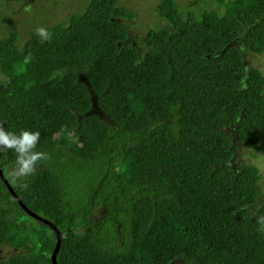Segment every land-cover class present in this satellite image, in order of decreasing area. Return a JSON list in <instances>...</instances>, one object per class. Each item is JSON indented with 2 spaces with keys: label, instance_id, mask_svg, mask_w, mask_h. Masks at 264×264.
<instances>
[{
  "label": "trees",
  "instance_id": "obj_1",
  "mask_svg": "<svg viewBox=\"0 0 264 264\" xmlns=\"http://www.w3.org/2000/svg\"><path fill=\"white\" fill-rule=\"evenodd\" d=\"M190 2L158 0L138 45L116 0H88L47 40L0 39V127L38 131L47 153L17 179L0 148V170L60 232L56 264H264V65L248 59L264 53V0ZM23 215L0 179V247L30 244L0 264H52L54 231Z\"/></svg>",
  "mask_w": 264,
  "mask_h": 264
},
{
  "label": "rangeland",
  "instance_id": "obj_2",
  "mask_svg": "<svg viewBox=\"0 0 264 264\" xmlns=\"http://www.w3.org/2000/svg\"><path fill=\"white\" fill-rule=\"evenodd\" d=\"M88 0H0V39L6 38L10 33L16 35L17 44H21L28 37L29 34L35 32L37 27L50 26L59 22H65L68 16L72 13L81 11L87 4ZM176 3L180 4L182 9L193 8L194 3L191 0H175ZM118 5L125 6L135 13V18L131 21V28H128V38L126 42L131 41L134 45H138L145 30L149 27L156 25L161 26V20L156 15V4L158 0H116ZM193 2V1H192ZM130 22V23H131ZM138 50L142 52V47L139 45ZM252 54H249V59L252 58ZM259 60V59H258ZM252 62V61H251ZM254 65H264L263 59L259 61H253ZM262 65V67H263ZM80 80L86 83L85 73L79 74ZM87 84V83H86ZM90 100L92 107L87 115H95L99 118H103V115L96 105L98 96L89 88ZM175 116L172 114L169 124L174 126ZM247 148H242L244 151ZM250 153V152H248ZM248 153H241L239 158H247L248 161L255 163V158H248ZM258 165H263L261 170L264 172V161H257ZM9 175L14 177V169H10ZM17 179H23L24 177H14ZM264 185V180H262ZM99 215L98 209L94 210L92 217ZM28 221V222H27ZM38 224L41 227V223H37L30 216L23 215L18 217L14 221V225H23L27 223ZM36 225L35 228H39ZM83 231L84 229H79ZM30 244L22 248H13L8 245H2L0 247V260H7L10 255L23 254L28 251ZM174 264H180L179 261H175Z\"/></svg>",
  "mask_w": 264,
  "mask_h": 264
},
{
  "label": "clouds",
  "instance_id": "obj_3",
  "mask_svg": "<svg viewBox=\"0 0 264 264\" xmlns=\"http://www.w3.org/2000/svg\"><path fill=\"white\" fill-rule=\"evenodd\" d=\"M35 33L41 40H47L50 35L47 29L43 27H37ZM28 60L29 57L25 56L24 62L27 63ZM254 61H256L255 57ZM38 138L39 132L36 130L29 131L28 129L21 128L17 132L6 131L0 127V148L11 149L16 154L14 177L30 176L34 172L37 162L47 159L46 152L34 151ZM26 186L25 184L20 185L21 188Z\"/></svg>",
  "mask_w": 264,
  "mask_h": 264
},
{
  "label": "water",
  "instance_id": "obj_4",
  "mask_svg": "<svg viewBox=\"0 0 264 264\" xmlns=\"http://www.w3.org/2000/svg\"><path fill=\"white\" fill-rule=\"evenodd\" d=\"M261 59L264 57V53L260 56ZM252 61H254V57L251 58ZM261 162V160H260ZM261 168H263V165H261ZM0 179L3 181L5 187L7 188V190L10 192L11 196L13 197V199L17 202V204L23 209V211H25L28 215L40 220L41 222H44L45 224H47L55 233V237H56V241H55V246L52 250L51 253V263L52 264H56L55 263V254L58 250V247L60 245V241H61V236H60V232L58 231V229L56 228V226H54L51 222H49L48 220L41 218L39 216H37L36 214H34L33 212H31L16 196V194L13 192L12 188L10 187V185L8 184V182L6 181V179L4 178L1 170H0Z\"/></svg>",
  "mask_w": 264,
  "mask_h": 264
},
{
  "label": "flooded vegetation",
  "instance_id": "obj_5",
  "mask_svg": "<svg viewBox=\"0 0 264 264\" xmlns=\"http://www.w3.org/2000/svg\"><path fill=\"white\" fill-rule=\"evenodd\" d=\"M252 55H253V56L256 58V61H259V60H261V59H260V55H258V56H257V55H255V54H252ZM248 57H249V56H248ZM258 57H259V58H258ZM248 59H249V58H248ZM258 59H259V60H258ZM249 60H251V58H250ZM251 61H252V60H251Z\"/></svg>",
  "mask_w": 264,
  "mask_h": 264
}]
</instances>
